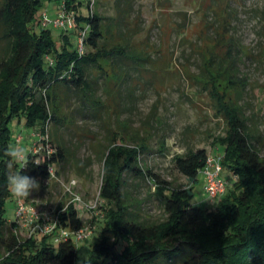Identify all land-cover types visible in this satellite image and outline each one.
<instances>
[{
  "label": "rangeland",
  "instance_id": "obj_1",
  "mask_svg": "<svg viewBox=\"0 0 264 264\" xmlns=\"http://www.w3.org/2000/svg\"><path fill=\"white\" fill-rule=\"evenodd\" d=\"M59 1L43 0L31 29L43 26V12L53 18ZM81 5L85 11V4ZM91 10L103 17L102 42L124 45L141 59L139 64L133 56L100 59L101 68L88 69V84L83 89L66 88L59 81L51 85L49 104L57 119L50 123L47 134L52 146L61 147L63 160L53 165L49 178L35 179L39 190L24 198L36 207H53L59 213L73 204L80 219L77 228L90 230L87 237L75 242L76 264H86L88 249L103 224L104 202L98 190L101 153L109 141L144 142L148 148L140 152V162L174 186L190 183L176 168L174 154L196 147H205L210 156L219 154L210 138L222 132L224 122L207 87H202L204 77H214L217 90L239 107L252 143L264 157V0H94ZM222 14L230 18L226 27L233 40L230 55L233 77L238 81L234 83L223 79L227 73L220 77L214 66L205 64L208 51L224 52L223 43L214 44ZM47 27L57 39L60 29L51 24ZM1 28L0 57L6 44ZM18 125L15 120L10 122L13 131ZM25 138L19 145L24 148L33 141ZM229 174L227 169L220 171L222 178H230ZM70 179L76 180L72 190L78 199L74 201L65 191ZM123 182L125 203L138 220L163 218L148 180L124 173ZM203 185L204 176L198 172L192 203L212 209L219 195L207 197ZM14 199L10 193L4 209L7 228L13 232Z\"/></svg>",
  "mask_w": 264,
  "mask_h": 264
},
{
  "label": "trees",
  "instance_id": "obj_2",
  "mask_svg": "<svg viewBox=\"0 0 264 264\" xmlns=\"http://www.w3.org/2000/svg\"><path fill=\"white\" fill-rule=\"evenodd\" d=\"M42 2H0L1 37L6 40L0 57V264H76L78 247L72 238L54 240L50 233L22 237L7 228L4 217L5 200L10 194L8 173L49 178V166L63 160L61 147L54 145L47 154H33L24 145L26 164L14 162L11 168L5 152L9 145H20L25 137L37 140L31 132L44 133L57 119L49 104L48 89L53 83L83 89L88 84V69L101 68L100 59L133 56L138 64L141 59L124 45L102 42L103 17L91 10L89 0L59 1L56 14L61 10L71 13L74 26L59 28L57 39L47 26L31 29ZM229 22L230 18L222 14L214 44L219 47L223 43L224 52L208 51L205 64L214 66L220 77L227 73L223 79L234 83L238 81L233 77V40L226 27ZM81 29H85L82 53L77 47ZM215 80L209 76L202 81L224 122L222 132L212 135L210 142L219 150L222 169L229 170L227 179L231 180L215 207L192 203L193 183L209 155L205 147L173 155L176 168L190 181L186 186H174L140 162V152L148 148L144 142L129 144L111 138L101 153L98 196L104 202L103 224L88 249L86 264H264V157L252 143L241 110L217 90ZM12 120L19 124L14 131ZM17 135L21 136L18 140ZM124 173L144 178L154 186L163 218L143 222L130 212L122 189ZM59 216L62 225H80L71 203Z\"/></svg>",
  "mask_w": 264,
  "mask_h": 264
},
{
  "label": "built area",
  "instance_id": "obj_3",
  "mask_svg": "<svg viewBox=\"0 0 264 264\" xmlns=\"http://www.w3.org/2000/svg\"><path fill=\"white\" fill-rule=\"evenodd\" d=\"M90 5L94 0H89ZM41 21L43 26L51 24L53 27L58 28H71L74 26L73 17L61 10L53 17L49 18L46 12H43ZM85 29H81L77 34V47L78 51L82 53L83 47V34ZM32 136H36L37 140L31 142L29 146V152L38 154L41 152L49 153L54 150L50 139L48 138L47 129L44 133L31 132ZM21 136L17 135L16 139H20ZM222 169L219 155H208L205 165L199 172L204 176V191L207 197L213 198L222 194L229 182L227 178L220 177V171ZM50 176L53 174V165L49 166ZM235 177V175H234ZM76 180L70 179L65 185V191L71 194V200H77L78 196L72 190ZM14 220L15 225L14 233L22 236L29 237L34 234H46L50 233L54 237V240H64L72 238L74 242L80 241L90 234V230L82 228H70L61 224L59 212H56L53 207H36L33 204L27 202L24 198H16Z\"/></svg>",
  "mask_w": 264,
  "mask_h": 264
},
{
  "label": "clouds",
  "instance_id": "obj_4",
  "mask_svg": "<svg viewBox=\"0 0 264 264\" xmlns=\"http://www.w3.org/2000/svg\"><path fill=\"white\" fill-rule=\"evenodd\" d=\"M5 154L9 159V168L14 162L27 161V150L19 145H9ZM7 186L10 193L16 198H26L33 190H39L40 184L35 178L22 174L21 172L10 171L7 175ZM2 259V258H0Z\"/></svg>",
  "mask_w": 264,
  "mask_h": 264
}]
</instances>
